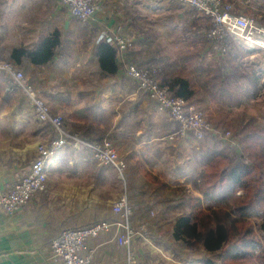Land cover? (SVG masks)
Here are the masks:
<instances>
[{
  "label": "crops",
  "instance_id": "crops-1",
  "mask_svg": "<svg viewBox=\"0 0 264 264\" xmlns=\"http://www.w3.org/2000/svg\"><path fill=\"white\" fill-rule=\"evenodd\" d=\"M225 1L232 4L234 12L250 14L258 22H264V0ZM96 3L98 9L84 22L72 17L60 0H0V60L18 66L51 112L63 116V132L69 140L46 162L45 190L11 214L0 210V264H56L48 246L63 229L113 220L111 204L100 200L99 188L109 178L115 181L117 170L111 165L94 164L90 148L94 141L102 138L113 141L118 155L132 166L133 173H140L138 167L143 166L152 176L167 175L164 183H185L189 189L197 178L208 154L200 150L197 173L191 167L196 155H187L181 161L183 151L194 150L196 138L192 132L182 136L177 133L178 122L158 110L146 92L125 74L127 64L138 68L161 65L165 70L158 74L160 83L167 87L161 81L162 76L185 77L193 90L186 102L206 108L208 116L211 119L218 116L221 124L232 123L227 110L241 106L240 94L225 102L212 100L210 95L214 92L230 93L228 85L235 89L236 84L242 83L244 96H261L258 73L264 71V60L257 62L259 72L252 70L247 80L233 70L236 65L225 67L223 58L212 52L205 38L210 18L193 8L174 0H96ZM54 31L58 33L57 43L47 52V60L35 63L23 55L20 63H15L10 58L14 48L41 53L38 51L41 43ZM107 33L131 36L133 46L120 53L103 36ZM102 43L115 50L111 59L113 71L100 65ZM8 86L9 79L0 72V194L10 191L28 172L37 157L38 144L58 137L49 123L35 118L27 97L22 92L11 93ZM259 117L257 125L264 130V120ZM170 134L175 136L170 139ZM219 134L215 131L204 134V139L212 137H208L210 144L205 153L219 151L220 148L211 146L214 143L211 139ZM221 140L234 146V153L239 154L234 138ZM132 179L128 177L124 182L123 192L129 191L133 220L148 217L153 211L158 214L157 221L165 219L169 223L186 215V207L183 212H175L177 206L185 203L183 199L142 200L140 197L147 190L136 187ZM157 194L160 196L161 192L156 191ZM168 207L174 212H169ZM115 238L116 231L109 230L89 240L95 264H126L127 247L118 244Z\"/></svg>",
  "mask_w": 264,
  "mask_h": 264
},
{
  "label": "built area",
  "instance_id": "built-area-1",
  "mask_svg": "<svg viewBox=\"0 0 264 264\" xmlns=\"http://www.w3.org/2000/svg\"><path fill=\"white\" fill-rule=\"evenodd\" d=\"M210 18V25L205 32V38L217 52H236L237 46L233 40L240 41L242 47L248 50L264 51V27L247 15L233 11L232 4L225 0H174ZM70 15L80 21H88L94 15L98 4L96 0H60ZM105 39L120 52H126L133 45V38L124 34H103ZM243 48V49H244ZM0 72L9 79L8 91L22 92L27 97L35 118L49 123L57 132L58 137L49 143L38 144L37 157L30 163L28 172L22 176L12 189L0 194V210L13 213L25 205L35 194L45 190L46 162L64 145L69 143L63 132V116L52 113L45 100L35 89L27 76L15 64L0 60ZM158 69L155 66L138 68L129 63L125 74L145 91L149 99L155 102L158 110L165 112L179 124L178 134L182 136L185 129H190L196 138H203L205 133L214 132L206 120L203 111L189 104L182 97L174 95L170 89L157 79ZM175 135L170 134L172 139ZM73 143H78L75 137ZM95 161L114 166L122 175L125 162L119 158L114 144L109 139L94 141L90 144ZM113 220H98L83 227H68L52 238L49 242L51 258L56 264H95L94 249L88 248L89 240L109 230L116 231V242L127 247L126 264H137V259L131 243L136 235L146 232L144 225L139 231L130 222L132 208L126 193L120 195L111 206Z\"/></svg>",
  "mask_w": 264,
  "mask_h": 264
},
{
  "label": "trees",
  "instance_id": "trees-1",
  "mask_svg": "<svg viewBox=\"0 0 264 264\" xmlns=\"http://www.w3.org/2000/svg\"><path fill=\"white\" fill-rule=\"evenodd\" d=\"M57 38L58 33L54 31L46 42L41 43L38 50L41 53L25 48H14L10 58L15 63H20V57L23 55L35 63L47 60V52L56 45ZM100 52L101 67L108 71L115 70L111 61L115 54L113 47L108 43H102ZM40 56L46 57L41 59ZM161 81L168 85L174 95L183 99L187 100L193 94L190 82L185 77L178 75L166 78V76H162ZM256 127L258 126L255 125ZM263 131L258 127L253 132L245 131L244 128L238 129L236 132L239 142L243 143L247 149L249 148L246 145L248 140L253 143V147L252 143H250V147L255 150L256 164H250L244 160L233 162V157L220 151H212L204 158L203 167L192 182L193 188L200 190L199 179L206 186L202 193L205 195L218 184H224L223 187H226L231 193L241 190L242 194L235 197L233 201H229L227 197L223 196L205 204L199 197H190L186 193L189 188L185 183L178 185L177 190L186 193L182 196L185 203L180 206L186 207L187 212L186 215L183 214L173 220L174 226L171 229L170 237L178 243L182 250L195 246L212 254L213 257L216 256L215 259H204L202 264H264V248L261 250L260 240L256 236L250 219L253 215L264 214V180L261 177L264 172L259 165L264 155ZM246 147L244 148L246 149ZM248 157H252L250 153ZM142 172L151 179H148L149 182L159 183L147 170L142 169ZM162 186L168 188L164 182H162ZM131 208L130 222L132 225L136 224L135 221L140 225L144 224L145 218L143 217L137 220L132 219L134 215L132 205ZM259 228L264 232V220L259 224Z\"/></svg>",
  "mask_w": 264,
  "mask_h": 264
},
{
  "label": "rangeland",
  "instance_id": "rangeland-1",
  "mask_svg": "<svg viewBox=\"0 0 264 264\" xmlns=\"http://www.w3.org/2000/svg\"><path fill=\"white\" fill-rule=\"evenodd\" d=\"M245 14V13H244ZM247 16L252 17L255 22L264 27V23L258 22V20H256L255 17L251 16L250 14H246ZM9 24V22H8ZM207 40V39H206ZM207 43L208 40H207ZM233 43L237 46L236 52H230L229 50L225 51V52H217V50L213 49L211 45V48L213 49L212 52H215L220 54L221 58H223V61L225 65V67L229 66L231 67L232 65H236V67L233 69L237 74L242 75L243 74V79L247 80L248 78L250 79V75L249 72H251L252 70L256 71V73H258L259 71L257 70V62H262L264 60V51L263 50H250L249 52H247L248 49H245L244 47H242V43L240 44V41H236L233 40ZM133 46V45H132ZM244 48V49H243ZM5 60V59H4ZM213 63H215V60H212ZM150 66H155V65H148V67ZM19 70H21L18 66H16ZM158 69V73H157V79L160 81L159 79V75L160 72H164L165 69L162 68V66L160 65H156L155 66ZM22 71V70H21ZM23 72V71H22ZM24 74V72H23ZM159 74V75H158ZM258 78L260 81V89L259 92L261 94V96H259L258 94L256 96H249L246 97L243 95L242 92V88L243 86L241 85L242 83L236 84L235 85V89L232 88L231 85H228L229 90L231 89L232 91H230V93L228 91H224L222 90V92H214L212 95H210V98L214 101H216V99L218 101L222 100V101H228L229 99L234 100L236 99V97L240 94V98L238 99L240 101L241 106L240 107H236L234 109H229L227 110V112H230V116L232 117V123L228 122V123H224L221 124L219 123V119L217 117H215L214 119H211L208 116L207 110L206 108L202 107L201 105L198 104H193L195 106H197L198 108H200L203 113L204 116L206 118V120L210 123V125L212 126V128L214 129L215 132H219L220 134L217 135L215 137V139H211V141H214V143H212L211 146H213V148H220L219 151L223 152L224 154H226L227 156L233 157V162H240V160H244L246 162H249L250 164H256L257 162L255 161V150H253V143L250 142V140H248V142L246 143V145L249 147L247 149V147L243 144L240 143L238 140V136L236 135V132L238 131V129H242L244 128L245 131L248 132H253L256 131L258 129V127H260L259 125H257V119L256 117L260 116L259 119L263 118L264 120V71L259 72L258 73ZM25 75V74H24ZM27 76V75H25ZM28 77V76H27ZM232 82V79L229 78ZM235 81V80H233ZM241 82V80H240ZM233 84V82H232ZM226 85V82L224 83L223 86ZM236 89H238V91L236 92ZM218 90V89H217ZM221 91V89H220ZM15 95H18L17 93H14ZM192 104V103H190ZM48 105V104H47ZM225 105V104H224ZM55 114H60V113H55ZM226 114V113H225ZM224 114V115H225ZM61 115V114H60ZM62 116V115H61ZM256 119V120H255ZM219 123V125H218ZM264 124V121H263ZM255 125L258 126L255 128ZM261 128V127H260ZM264 133V131H263ZM191 135L193 136V138L195 139L196 136L195 134L192 132ZM220 136V137H218ZM205 137V136H204ZM195 139V142L193 144V148L194 150L188 151L186 149V151H183V156H181V161H182V157H184L183 159H185L187 157V155L189 156H194L195 160H194V164L191 167H195V170L197 168V166H200V162L201 159L199 160V156H200V150H204V154H210L212 151L210 152H206L207 150V146L208 144H210L208 141V137L207 136L206 139ZM212 138V137H211ZM221 138L226 141V139L228 138H234L236 140V144L237 147L239 149V154L234 153L235 149L233 148L234 146H230V144L225 145L224 142L221 140ZM102 139H108V138H102ZM100 139V140H102ZM208 139V140H207ZM110 140V139H109ZM113 142V141H112ZM227 142V141H226ZM250 143H252V147H250ZM43 144V143H40ZM114 144V142H113ZM115 150L117 151L118 154V150L117 147L115 146ZM235 147V148H237ZM246 147V149L244 148ZM234 149V150H233ZM208 151V150H207ZM195 153V154H194ZM250 153V155L252 157H248V154ZM119 158L123 159V161L125 162V169L124 172L122 173V175H120L117 171H115L114 175H115V181L107 179L103 185H100L99 191H100V200L101 201H106L108 200L109 203L112 206V203L120 196L122 195L124 191V187L125 184L124 182L128 181V177H133V182L135 184L136 187L138 188H144L147 190V194L144 195L142 194V196L140 197L142 200L147 199V200H153L155 198H162L164 199V201H167L171 198H178V200L182 199V196L184 194H188L190 197H199L201 202H204L206 204V202H212L213 200H216L220 197H227L229 201H233V199L237 196H239L240 194H242L241 190L236 191L235 193H231L228 191V189L224 186V184H218L213 190H211L210 192L207 193V195L202 194L206 189V186L203 185L201 183V181L198 179V184L200 187V190H197L195 188H193L192 184L190 189L187 190V192H182V191H178V185L175 182H171L168 181L167 185L168 188H164L162 186V180H167L168 176L167 175H163V174H157L154 175V179L158 180L159 183L157 184H153L156 182H151L152 185L149 184V179L147 176H145V173L142 172V169L145 170V167H142V169L140 167H138V170L141 171L140 173H133L131 168L132 166L127 164L125 161V158H123L122 156L118 155ZM248 157V158H247ZM94 164H100L103 165L99 162H94ZM262 171L264 172V155L260 161V164ZM131 170V171H130ZM197 173V170H196ZM262 179L264 180V173L261 176ZM149 179V180H148ZM201 183V184H200ZM127 189V187H126ZM125 189V190H126ZM129 190V189H128ZM127 190V191H128ZM135 190V189H134ZM152 191V192H150ZM156 191L158 193L161 192V195L159 196L158 194L156 195ZM129 191L128 193L126 192V195L128 197ZM86 195V194H85ZM88 195H91V192H88ZM156 195V196H155ZM183 204V203H182ZM172 207H168L167 210L171 213H173L174 211H171ZM184 210H186L185 207L183 206H177L175 208V212H183ZM156 211H153V213L149 212L148 217H145V223L142 224L144 225L146 232L143 234H139L136 235L134 238V241L131 243V249L133 250V253L136 256L137 259V264H202V261L204 259L207 258H216L213 257L212 254L205 252L204 250H202L201 248H196L194 246V248H185V249H180V246L178 245L177 242L173 241V239L170 237V232L171 229L173 228V221L172 222H168L165 219L159 220L157 221L158 214L155 213ZM165 212V211H164ZM187 212V211H186ZM166 214V212H165ZM251 223L253 225L254 231L256 233V236L259 238L260 240V244H261V250H263L264 248V232L261 231V229L259 228V224L261 223L262 220H264V214L261 216L258 215H253L251 218ZM136 224H133V226L135 227V229L137 231H139V227L141 226L137 221H135ZM140 222V221H139ZM138 223V224H137ZM170 224V225H169ZM182 252H179L181 251ZM260 250V251H261Z\"/></svg>",
  "mask_w": 264,
  "mask_h": 264
},
{
  "label": "water",
  "instance_id": "water-1",
  "mask_svg": "<svg viewBox=\"0 0 264 264\" xmlns=\"http://www.w3.org/2000/svg\"><path fill=\"white\" fill-rule=\"evenodd\" d=\"M185 132H191V130H190V129H185V130H184V133H185Z\"/></svg>",
  "mask_w": 264,
  "mask_h": 264
}]
</instances>
